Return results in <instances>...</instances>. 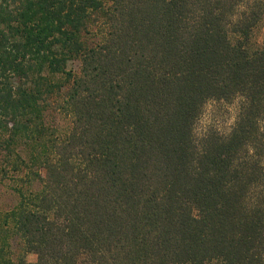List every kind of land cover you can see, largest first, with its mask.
<instances>
[{"label":"trees","instance_id":"trees-1","mask_svg":"<svg viewBox=\"0 0 264 264\" xmlns=\"http://www.w3.org/2000/svg\"><path fill=\"white\" fill-rule=\"evenodd\" d=\"M5 180L0 264H264V0H0Z\"/></svg>","mask_w":264,"mask_h":264},{"label":"rangeland","instance_id":"rangeland-1","mask_svg":"<svg viewBox=\"0 0 264 264\" xmlns=\"http://www.w3.org/2000/svg\"><path fill=\"white\" fill-rule=\"evenodd\" d=\"M102 19L101 17L99 20ZM95 26V25H94ZM93 31L95 27L89 26L87 29ZM236 116V109L234 105L224 104L220 102H208L204 108L197 125L198 130L206 126H212L222 132H228L234 123ZM19 201L14 191V185L11 181H0V214L3 215L7 210L14 207ZM3 236L2 229L0 228V238ZM5 241L8 243L9 248L3 253V256L14 260L18 253L21 242L16 237L4 236ZM26 260L34 261L33 254L26 255Z\"/></svg>","mask_w":264,"mask_h":264}]
</instances>
